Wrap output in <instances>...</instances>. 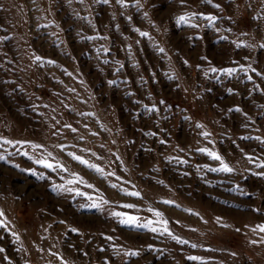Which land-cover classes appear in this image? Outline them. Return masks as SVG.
Instances as JSON below:
<instances>
[{
    "label": "rangeland",
    "instance_id": "1",
    "mask_svg": "<svg viewBox=\"0 0 264 264\" xmlns=\"http://www.w3.org/2000/svg\"><path fill=\"white\" fill-rule=\"evenodd\" d=\"M126 3L0 0V264H264V0Z\"/></svg>",
    "mask_w": 264,
    "mask_h": 264
},
{
    "label": "snow or ice",
    "instance_id": "2",
    "mask_svg": "<svg viewBox=\"0 0 264 264\" xmlns=\"http://www.w3.org/2000/svg\"><path fill=\"white\" fill-rule=\"evenodd\" d=\"M81 2H82V0H81ZM103 2L107 4L109 2V0H103ZM138 2H139V0H137V3ZM207 2L208 3H211V0H207ZM116 3L119 4V5H121V7H126L127 6L126 0H116ZM181 3L183 4L184 3V0H181ZM216 7H219V5H216ZM145 15H147V14L145 13ZM184 19L185 18L183 16L179 17V20L180 21H184ZM207 19L214 20L215 18L214 17H207ZM136 31L139 32V29H136ZM139 34L141 36H144V37H146V36L149 35L146 32H139ZM261 47H264V45H261ZM160 51L163 52L164 50L163 49H160ZM40 59H41V57H39V56L36 57V60L37 61H39ZM50 63H54V62H50ZM211 70L213 72H216L217 71V69H215V68H213ZM223 71H225L229 75H231L235 71V69H225ZM249 79H251V77H249ZM236 110L239 111V109H236ZM197 127H202V125H199L198 124ZM73 131H75V129H73ZM204 135L207 136V135H210V134L209 133H204ZM257 139H259V137H257ZM3 143L12 144L14 142L5 140V141H3ZM16 143H19V142H16ZM262 143H264V141H262ZM35 147H39V146L37 145ZM200 151L201 152H205L207 150L206 149H200ZM49 155H51V154L49 153ZM207 155L210 156L212 159H215V160L220 161V163H221V167L219 169H212L213 171H222V172H229V173L233 171V169L231 167H229L228 164H226L217 153L210 152L209 151V152H207ZM73 158L75 160L79 161L82 164H88L87 161L83 160L79 156L73 155ZM0 159H3V157H0ZM248 159L251 160V157H249ZM37 162L38 163H44L45 167H48V168H52L53 167V165L51 163H47L46 161H37ZM58 166L63 169V166L62 165H58ZM89 166L90 167H95L96 171H98V172H102L103 171L102 169H100V168H98L96 166H93V165H89ZM258 166L259 167H264V165H258ZM64 170L66 171V169H64ZM112 186L115 187V185H112ZM130 194L131 195H136V196L139 195V193H130ZM165 203H170V202L165 201ZM125 207H132V205H125ZM116 215H119V213H117ZM156 215L159 216L161 214L157 212ZM0 216H3V212L2 211H0ZM217 219L219 220L220 218L218 217ZM121 223H125V224H136V217H131L130 216L126 220H122ZM163 223L167 224V221H164ZM0 226H3V222H0ZM136 226H138V227H140V226L147 227V225H136ZM257 230L260 231V232H264V225H258L257 228H254L253 229V231H257ZM73 231H75V229H73ZM151 231L155 232V231H157V229L156 228H152ZM164 231L165 232H168V229L165 228ZM168 234L169 235H172L170 232ZM173 239H176V237H173ZM253 243H255V241H253ZM193 247H195V245H193ZM0 251H3V249H0ZM129 254L130 255H138V253H136V252H132V253H129ZM189 259L197 260L199 258L193 256V257H189Z\"/></svg>",
    "mask_w": 264,
    "mask_h": 264
}]
</instances>
